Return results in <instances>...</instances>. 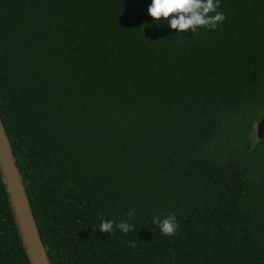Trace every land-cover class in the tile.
<instances>
[{"label":"trees","instance_id":"obj_1","mask_svg":"<svg viewBox=\"0 0 264 264\" xmlns=\"http://www.w3.org/2000/svg\"><path fill=\"white\" fill-rule=\"evenodd\" d=\"M150 4L0 0V118L49 259L264 264V0L195 34ZM0 264H30L1 173Z\"/></svg>","mask_w":264,"mask_h":264},{"label":"clouds","instance_id":"obj_2","mask_svg":"<svg viewBox=\"0 0 264 264\" xmlns=\"http://www.w3.org/2000/svg\"><path fill=\"white\" fill-rule=\"evenodd\" d=\"M219 8L220 0H151L148 13L158 25L163 19L173 30L195 34L201 28L215 30L224 22L226 17ZM135 216V210L130 209L127 212L128 219L119 222L105 219L101 222L99 230L110 233L112 237H115L117 231L127 234L135 229V225L129 222ZM152 224L159 227L160 232L166 236L175 235L178 228L176 216L171 212L163 219L160 216L154 217ZM131 246L135 247V244Z\"/></svg>","mask_w":264,"mask_h":264},{"label":"water","instance_id":"obj_3","mask_svg":"<svg viewBox=\"0 0 264 264\" xmlns=\"http://www.w3.org/2000/svg\"><path fill=\"white\" fill-rule=\"evenodd\" d=\"M256 134L264 137V116L256 123ZM0 173L14 221L30 264H52L40 236L17 160L0 118Z\"/></svg>","mask_w":264,"mask_h":264}]
</instances>
